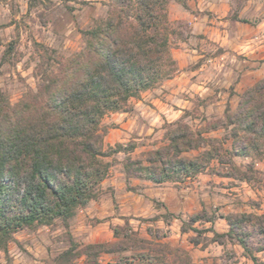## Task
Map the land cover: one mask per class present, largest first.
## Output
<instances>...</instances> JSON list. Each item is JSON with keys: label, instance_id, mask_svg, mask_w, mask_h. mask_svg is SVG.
<instances>
[{"label": "rangeland", "instance_id": "rangeland-1", "mask_svg": "<svg viewBox=\"0 0 264 264\" xmlns=\"http://www.w3.org/2000/svg\"><path fill=\"white\" fill-rule=\"evenodd\" d=\"M110 3L0 0V93L7 102L16 105L28 92H34L40 70H49L45 64L42 69L37 66L46 57L36 43L52 49L49 55L55 58H68L83 49L82 31L105 18ZM166 13L174 30L170 36L172 58L178 55L183 60L187 53L197 56L185 71L225 55L219 60L223 69L214 75L202 72L200 80L207 82V89L201 96L184 93L188 102L178 116L170 112L156 125L134 131L126 141L104 143V136L115 127L106 118L109 113L104 115L100 122L105 130L104 147L121 143L133 149L127 155L118 152L103 159L109 169L98 196L75 211L67 232L59 219L49 225L23 227L13 233L6 250L0 251V264H53L54 258L69 247L67 233L80 244V252L87 244L114 248L99 254L100 264L119 260L123 264H173L178 259L167 248L180 250L179 262L184 264H264V235L259 234L254 221L244 218L236 231L246 238L256 263L235 239L223 236L219 243L213 241L211 232L228 231L226 216L264 215V148L262 153L234 155L231 125L226 118L237 111L240 95L264 76V0H186V7L169 0ZM185 13L190 21L182 18ZM175 66L169 78L151 88L178 75L176 61ZM129 107L127 103L126 110ZM176 123L192 132L201 130L204 138L212 140L182 156L193 158L214 145L222 148L221 156L230 163L211 161L208 169L181 181L154 183L135 176L126 178V156L148 158V153L168 144L167 132ZM195 216L200 219L190 223ZM182 222H186V231L181 229ZM140 254L154 259H142ZM84 263L83 254L74 260V264Z\"/></svg>", "mask_w": 264, "mask_h": 264}, {"label": "trees", "instance_id": "trees-1", "mask_svg": "<svg viewBox=\"0 0 264 264\" xmlns=\"http://www.w3.org/2000/svg\"><path fill=\"white\" fill-rule=\"evenodd\" d=\"M168 1L111 0L105 18L82 31L85 45L79 52L59 59L49 55L52 49L35 44L46 57L38 68L45 64L49 70H40L34 92L13 106L0 93V251L6 250L13 233L23 227L49 225L59 219L67 232L75 211L98 196L109 169L103 159L118 152L127 155L133 149L121 143L105 148L100 122L110 112L126 110L129 99L138 98L141 91L175 71ZM175 1L186 7V0ZM226 118L234 155L263 152L264 76L240 95L237 111ZM176 124L167 132L168 144L148 153V158L126 156V178L181 181L205 171L211 161L230 163L221 156L222 148L214 145L193 158L182 156L212 140L204 138L201 130L192 132ZM244 218L254 221L264 235V215H234L225 217L226 233L211 230L213 241L221 243L223 236L235 239L256 263L246 238L236 231ZM198 219L195 216L190 223ZM181 229H188L186 222ZM67 234L69 247L53 264H74L80 254L85 255L84 264H100V253L114 251L97 243L84 245L80 252V244ZM168 251L178 259L173 264H184L179 262L180 250ZM139 257L154 259L146 254Z\"/></svg>", "mask_w": 264, "mask_h": 264}, {"label": "crops", "instance_id": "crops-1", "mask_svg": "<svg viewBox=\"0 0 264 264\" xmlns=\"http://www.w3.org/2000/svg\"><path fill=\"white\" fill-rule=\"evenodd\" d=\"M182 18L190 21V17L186 13L182 14ZM186 56L188 58L182 60L178 58V55H173L178 67L177 70L180 71L174 78L157 87L142 91L139 98L129 99L128 104L130 107L127 110L111 112L106 115V118L113 122L115 127L110 128V132L104 136L105 144L109 143L111 145L114 142L126 141L134 131L149 128V125H156L159 119L169 117L170 112L174 117L178 116L181 110L185 108L188 96L191 97L193 92L201 96L202 92L207 89L205 87L207 82H201L200 80L203 77L202 72L206 71L210 75H214L223 69L222 65H219V60L224 58L225 55L220 58L208 59L209 65L201 64L196 69L185 71L184 67L191 60H197V56L190 53L184 54V57ZM197 74V78L191 80V77ZM184 93L188 96H184Z\"/></svg>", "mask_w": 264, "mask_h": 264}]
</instances>
